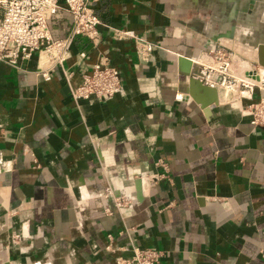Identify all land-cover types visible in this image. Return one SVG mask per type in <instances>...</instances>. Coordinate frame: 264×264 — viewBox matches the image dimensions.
<instances>
[{
	"label": "crops",
	"instance_id": "1",
	"mask_svg": "<svg viewBox=\"0 0 264 264\" xmlns=\"http://www.w3.org/2000/svg\"><path fill=\"white\" fill-rule=\"evenodd\" d=\"M89 4L98 42L75 34L50 78L38 49L17 65L0 59V264H116L131 244L162 248L157 264H264V125L241 112L247 99L218 88L208 106L203 89L200 101L176 98L190 58L215 40L256 60L264 0ZM71 23L58 9L51 36ZM111 27L158 46L141 60ZM101 57L118 68L121 90L74 99L63 69L77 84Z\"/></svg>",
	"mask_w": 264,
	"mask_h": 264
},
{
	"label": "built area",
	"instance_id": "2",
	"mask_svg": "<svg viewBox=\"0 0 264 264\" xmlns=\"http://www.w3.org/2000/svg\"><path fill=\"white\" fill-rule=\"evenodd\" d=\"M64 8L72 16L71 29L67 36L53 38L49 31L48 19L58 9ZM100 19L89 4V0H0V59L17 65L22 58H27L38 49L43 53L46 65L40 69L45 79L50 78L49 68L62 65L67 56L73 36L83 33L92 39L99 40ZM116 36L131 37L135 52L141 60H148L153 48L158 44L132 29L111 27ZM216 42L204 51L195 64L191 59L193 76L203 83L218 88L225 97L247 99L240 106L243 114L250 115V123L264 125V80L259 74L261 65L259 56L255 61L239 51L215 40ZM84 53L80 52L82 56ZM46 68V69H45ZM65 79L74 99L95 95L107 99L119 92L122 87L121 76L117 67L111 65L107 57H101L93 63L90 72L83 73L77 84L71 81V71L63 69ZM252 79V80H251ZM255 79V80H253ZM258 89L262 93L254 98ZM188 92L178 91L177 99H182ZM156 164L167 168L162 158ZM123 198H119L117 206ZM111 238V235L109 234ZM113 250L111 243L105 246ZM125 247L114 257L116 264H157L164 258L165 251L157 246L131 244V253L126 254Z\"/></svg>",
	"mask_w": 264,
	"mask_h": 264
},
{
	"label": "water",
	"instance_id": "3",
	"mask_svg": "<svg viewBox=\"0 0 264 264\" xmlns=\"http://www.w3.org/2000/svg\"><path fill=\"white\" fill-rule=\"evenodd\" d=\"M258 56L260 58V51L258 52ZM187 60L189 61V59H187ZM201 89L209 92L211 94V96H212L205 102L206 106H208L212 102H216L218 100V94L216 92L215 87H212V86H209V85L203 83L200 79H198L195 76H190L188 78V85H187L186 92H188V94L191 97H193L194 99L199 100L198 99V94H199V91ZM138 197H141V196L138 195Z\"/></svg>",
	"mask_w": 264,
	"mask_h": 264
},
{
	"label": "bare ground",
	"instance_id": "4",
	"mask_svg": "<svg viewBox=\"0 0 264 264\" xmlns=\"http://www.w3.org/2000/svg\"><path fill=\"white\" fill-rule=\"evenodd\" d=\"M258 50L260 51V55H261V57H260V63H261V65H264V44H261V45H259V47H258ZM194 60V62H195V64L197 63V59L196 58H194L193 59ZM259 74L260 73H263L264 72V67H259ZM260 77H261V75H260ZM262 79V78H261ZM252 80V79H251ZM253 80H255V79H253ZM224 93H227V92H224ZM223 93V94H224Z\"/></svg>",
	"mask_w": 264,
	"mask_h": 264
},
{
	"label": "rangeland",
	"instance_id": "5",
	"mask_svg": "<svg viewBox=\"0 0 264 264\" xmlns=\"http://www.w3.org/2000/svg\"><path fill=\"white\" fill-rule=\"evenodd\" d=\"M262 80H264V72L260 73Z\"/></svg>",
	"mask_w": 264,
	"mask_h": 264
}]
</instances>
